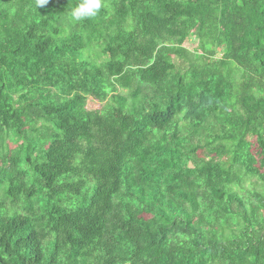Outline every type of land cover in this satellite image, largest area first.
<instances>
[{"label": "trees", "instance_id": "obj_1", "mask_svg": "<svg viewBox=\"0 0 264 264\" xmlns=\"http://www.w3.org/2000/svg\"><path fill=\"white\" fill-rule=\"evenodd\" d=\"M77 3L0 0V264H264V0Z\"/></svg>", "mask_w": 264, "mask_h": 264}, {"label": "clouds", "instance_id": "obj_2", "mask_svg": "<svg viewBox=\"0 0 264 264\" xmlns=\"http://www.w3.org/2000/svg\"><path fill=\"white\" fill-rule=\"evenodd\" d=\"M48 3V0H36L37 6H43ZM104 0H79L75 6L71 7L68 15L73 23L95 18L102 7Z\"/></svg>", "mask_w": 264, "mask_h": 264}, {"label": "rangeland", "instance_id": "obj_3", "mask_svg": "<svg viewBox=\"0 0 264 264\" xmlns=\"http://www.w3.org/2000/svg\"><path fill=\"white\" fill-rule=\"evenodd\" d=\"M186 48H190V49H194L193 51L191 52H197L196 50V42H190L189 43V46L188 44L185 45ZM220 54L217 55L216 59L219 58ZM101 107L100 104L96 103L95 101H91L90 99L87 100V104H86V110L88 111H97L99 108ZM9 148H13L12 145L9 146ZM250 192V187L249 185L247 184V182H245L243 184V187L241 188V190L239 191L238 194L242 195V196H246L247 193Z\"/></svg>", "mask_w": 264, "mask_h": 264}]
</instances>
